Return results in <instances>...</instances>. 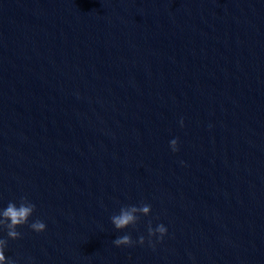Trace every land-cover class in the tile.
Wrapping results in <instances>:
<instances>
[{
	"label": "water",
	"instance_id": "1",
	"mask_svg": "<svg viewBox=\"0 0 264 264\" xmlns=\"http://www.w3.org/2000/svg\"><path fill=\"white\" fill-rule=\"evenodd\" d=\"M22 197L47 230L18 264H264V0H0V204ZM150 222L155 248L112 243Z\"/></svg>",
	"mask_w": 264,
	"mask_h": 264
},
{
	"label": "clouds",
	"instance_id": "2",
	"mask_svg": "<svg viewBox=\"0 0 264 264\" xmlns=\"http://www.w3.org/2000/svg\"><path fill=\"white\" fill-rule=\"evenodd\" d=\"M183 118L180 119V125L183 126ZM169 146L173 152L178 151V139L172 138ZM183 163V161H181ZM36 210V205L28 197H22L19 201L9 200L6 204H0V232L5 235L0 236V264H18L16 259L6 255L9 239H19L22 233L19 229L27 225L32 231L42 233L47 230V224L39 218L31 219ZM152 206L149 203L129 204L122 206L118 213L111 216L113 226L118 230L127 229L129 226H135L140 219V215L150 216ZM168 234V228L164 223H157L155 226L150 222L147 225V237L141 234L134 241L128 233L116 236L112 241L117 247L130 246L135 244L143 245L145 242L150 247L155 248L156 243L163 241ZM28 264H34L32 258H29Z\"/></svg>",
	"mask_w": 264,
	"mask_h": 264
}]
</instances>
